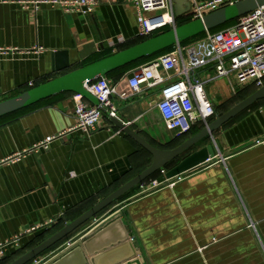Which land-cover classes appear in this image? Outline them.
Returning a JSON list of instances; mask_svg holds the SVG:
<instances>
[{
  "label": "crops",
  "instance_id": "obj_1",
  "mask_svg": "<svg viewBox=\"0 0 264 264\" xmlns=\"http://www.w3.org/2000/svg\"><path fill=\"white\" fill-rule=\"evenodd\" d=\"M138 33L135 8L127 0H102L91 14L66 13L55 0H0V101L131 46ZM119 37L126 42L112 47ZM61 50L68 51L70 67L54 72L53 53ZM147 63L107 77L128 91V78ZM216 77L213 64L194 72L195 79L206 81L218 115L253 91L251 82L240 83L234 75ZM161 88L143 85L138 93L117 97L119 117L153 145L173 148L200 127L185 134L168 129L157 107ZM73 94L60 92L0 118V243L27 231L7 247V260L0 264L42 242L152 162V155L106 116L90 133L71 129ZM208 143L216 152L209 164L170 180L169 165L147 179L160 186L139 196L131 193L100 216L122 210L145 264H264L230 177L264 240V100L195 149ZM94 225L90 221L44 253L39 264ZM126 252L122 261L129 248Z\"/></svg>",
  "mask_w": 264,
  "mask_h": 264
},
{
  "label": "built area",
  "instance_id": "obj_2",
  "mask_svg": "<svg viewBox=\"0 0 264 264\" xmlns=\"http://www.w3.org/2000/svg\"><path fill=\"white\" fill-rule=\"evenodd\" d=\"M101 1L55 0L66 13L83 14L93 13ZM127 1L135 8L139 37H151L159 30L172 29L178 25L173 0ZM189 1L192 6L187 15L193 20L203 18L240 0ZM125 42L123 37H119L117 41H112L111 45L116 48ZM40 51L41 47L35 49V53ZM209 64L216 68V78H229L234 75L240 83L251 82L257 89L264 85V5L239 17L228 27L218 31L208 30L202 37L192 39L188 44L174 45L171 51L142 65L128 78V91H120L107 76H99L87 82L85 88L97 99L98 104H93L80 93H74L75 105L72 115L76 123L71 129H83L90 133L96 129L104 116L109 119H121L116 98L124 99L131 92L138 93L143 85L148 87L162 85L157 107L168 129L185 134L189 133L194 125L203 127L216 117L217 110L206 90V81L195 79L194 72ZM230 177L247 217V226L254 232L264 252V240L258 222L246 205L233 177L231 175ZM160 184L159 182L149 184L144 180L136 187L134 195L146 194ZM102 218H95L93 220L95 225ZM25 234L27 231H22L1 242L0 258L8 246L17 244ZM37 259L35 262L39 264Z\"/></svg>",
  "mask_w": 264,
  "mask_h": 264
},
{
  "label": "water",
  "instance_id": "obj_3",
  "mask_svg": "<svg viewBox=\"0 0 264 264\" xmlns=\"http://www.w3.org/2000/svg\"><path fill=\"white\" fill-rule=\"evenodd\" d=\"M173 3L176 17L188 13L192 6L189 0H173ZM263 5L264 0L237 1L211 12L203 18L193 19L190 22L177 25L140 43L0 101V118L32 106L60 92L80 93L93 104H98L97 99L85 88L87 82L99 76H107L114 70L236 20ZM53 60L54 72H60L70 67L68 51L54 52ZM261 100H264V85L227 111L217 114L207 125L184 138L181 143L173 148L157 147L122 119L112 118L114 126L127 133L152 155L151 164L78 217L66 222L55 233L7 264H36L35 260L37 258L61 242L66 241L72 234L99 217L101 213L141 182L157 171L165 170L168 165L174 162L176 163L166 172V177L169 180L209 164L210 159L216 155L214 144L208 143L199 149L195 148L207 138H213L214 133L223 125ZM193 149L195 150L192 151ZM122 215V210H115L103 217L81 238L67 245L64 250L43 264H145L140 252L134 247L132 238L129 235V227L124 223ZM128 248L130 250L129 257L122 261L121 259L125 258V254L128 253L126 252ZM6 260L7 256H2L0 263Z\"/></svg>",
  "mask_w": 264,
  "mask_h": 264
},
{
  "label": "trees",
  "instance_id": "obj_4",
  "mask_svg": "<svg viewBox=\"0 0 264 264\" xmlns=\"http://www.w3.org/2000/svg\"><path fill=\"white\" fill-rule=\"evenodd\" d=\"M191 20H192V17H191L190 15L184 14V15H182V16H180V17H177V24H178V25H182V24H184V23L190 22ZM236 21H237V19H236V20H233V21H231V22H229V23H226V24H224V25H222V26H220V27H217V28H215V29H212L211 31H218V30H221V29H223V28H225V27H228V26L234 24ZM167 30H169V28L163 29V30H161L160 32L156 33L155 35H158V34L164 32V31H167ZM155 35H153V36H155ZM203 35H204V33H202V34H200V35H198V36H196V37H194V38L202 37ZM151 37H152V36H151ZM148 38H150V37H139L137 43H140V42H142V41H144V40H146V39H148ZM190 40H191V38L188 39V40H185V41L181 42V44H187ZM137 43H135V44H137ZM135 44H133V45H135ZM133 45H131V46H133ZM128 47H130V46H128ZM128 47H126V48H128ZM172 48H173V46H171V47L165 49L164 51H161V52H159V53H156V54H153V55H151V56H148V57H146V58H144V59L138 60V61H136V62H134V63H131V64H129V65L125 66V67L119 68V69L133 68V67H136V66H138V65H141V64L147 63V62L151 61L152 59L156 58L157 56H159V55L161 56L162 54L171 51ZM124 49H125V48H124ZM122 50H123V49H122ZM110 55H111V54H110ZM108 56H109V55H108ZM117 70H118V69H117ZM114 71H116V70H114ZM112 72H113V71H112ZM256 89H257V88L254 87V88H253V91H252L251 93H253ZM251 93H250V94H251ZM250 94H248V95H250ZM248 95H247V96H248ZM247 96L245 95L244 98L247 97ZM244 98L242 97L241 100H243ZM197 127H200L199 129L202 128V126L194 125L193 128L191 129V131H193V129H198ZM191 131H190V132H191ZM190 132H189V133H190ZM175 163H176V162H174V163H172V164H170V165L173 166ZM168 166H169V165H168ZM168 166H167V167H168ZM157 172H159V171H157ZM157 172H156V173H157ZM156 173H154L153 175H151L149 178H151L152 176H154ZM149 178H147V179H149ZM147 179H146V180H147ZM135 191H136V187H135L134 189H132L129 193H127L125 196H123L122 198H125L127 195H129V194H131V193H135ZM122 198H121V199H122ZM53 248H54V247H53Z\"/></svg>",
  "mask_w": 264,
  "mask_h": 264
},
{
  "label": "rangeland",
  "instance_id": "obj_5",
  "mask_svg": "<svg viewBox=\"0 0 264 264\" xmlns=\"http://www.w3.org/2000/svg\"><path fill=\"white\" fill-rule=\"evenodd\" d=\"M198 1L202 2V0H198ZM165 29H166V28H165ZM158 32H160V30H159ZM192 39H195V38H191V40H192ZM249 83H250V82H249ZM118 201H119V200H118ZM118 201H117V202H118ZM117 202H116V203H117ZM112 206H113V205H112ZM112 206H111V207H112ZM109 208H110V207H109ZM109 208L106 209L103 213H101V214L99 215V217H100V216H103V214L106 213V211H107V213H108V212H111L112 210H114L113 208H111V209H109ZM108 210H109V211H108ZM104 215H105V214H104ZM92 221H93V220H92ZM93 222L95 223V221H93ZM58 245H59V244H58Z\"/></svg>",
  "mask_w": 264,
  "mask_h": 264
}]
</instances>
